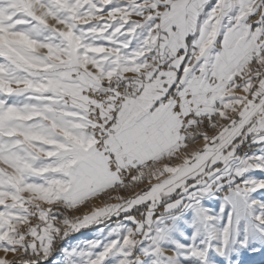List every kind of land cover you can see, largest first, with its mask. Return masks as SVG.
Returning <instances> with one entry per match:
<instances>
[{
	"label": "snow or ice",
	"instance_id": "snow-or-ice-1",
	"mask_svg": "<svg viewBox=\"0 0 264 264\" xmlns=\"http://www.w3.org/2000/svg\"><path fill=\"white\" fill-rule=\"evenodd\" d=\"M0 264H264V0H0Z\"/></svg>",
	"mask_w": 264,
	"mask_h": 264
}]
</instances>
